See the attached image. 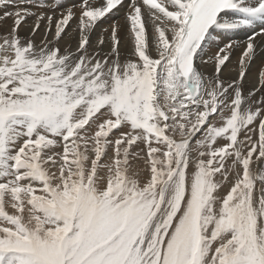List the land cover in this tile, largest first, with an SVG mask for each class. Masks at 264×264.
Here are the masks:
<instances>
[{
    "label": "snow or ice",
    "instance_id": "snow-or-ice-1",
    "mask_svg": "<svg viewBox=\"0 0 264 264\" xmlns=\"http://www.w3.org/2000/svg\"><path fill=\"white\" fill-rule=\"evenodd\" d=\"M261 55L264 0H0V264H264Z\"/></svg>",
    "mask_w": 264,
    "mask_h": 264
},
{
    "label": "bare ground",
    "instance_id": "bare-ground-1",
    "mask_svg": "<svg viewBox=\"0 0 264 264\" xmlns=\"http://www.w3.org/2000/svg\"><path fill=\"white\" fill-rule=\"evenodd\" d=\"M79 0H54V2H49V0H13L14 5H39L40 7H56L57 4H63L65 7H70L74 4H78ZM117 16L122 17V13H118ZM9 25L11 24V21L9 20L7 22ZM112 23V19H105L103 23L100 25V27L97 29V33L102 28L108 27ZM238 39H243V37H237ZM261 63H264V55H261L257 58L255 64L251 68L250 73L247 76V79L249 83L254 82L257 70L260 67ZM235 64V60H233V65ZM233 65H229V69L232 68ZM234 75V73H232Z\"/></svg>",
    "mask_w": 264,
    "mask_h": 264
}]
</instances>
